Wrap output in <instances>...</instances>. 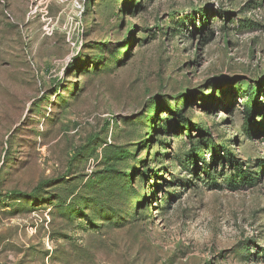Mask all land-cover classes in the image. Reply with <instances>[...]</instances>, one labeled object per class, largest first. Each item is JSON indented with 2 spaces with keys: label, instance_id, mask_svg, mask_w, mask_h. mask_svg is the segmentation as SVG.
Listing matches in <instances>:
<instances>
[{
  "label": "rangeland",
  "instance_id": "374dc122",
  "mask_svg": "<svg viewBox=\"0 0 264 264\" xmlns=\"http://www.w3.org/2000/svg\"><path fill=\"white\" fill-rule=\"evenodd\" d=\"M0 264H264V0H0Z\"/></svg>",
  "mask_w": 264,
  "mask_h": 264
},
{
  "label": "trees",
  "instance_id": "16d2710c",
  "mask_svg": "<svg viewBox=\"0 0 264 264\" xmlns=\"http://www.w3.org/2000/svg\"><path fill=\"white\" fill-rule=\"evenodd\" d=\"M121 156H122V157H124V156H125V154H122ZM106 171H107V172H110L111 170L109 169V170H106Z\"/></svg>",
  "mask_w": 264,
  "mask_h": 264
}]
</instances>
